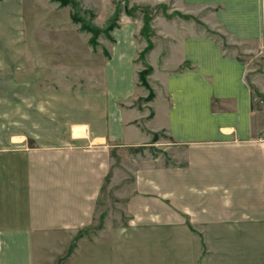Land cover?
Returning <instances> with one entry per match:
<instances>
[{"label":"crops","instance_id":"obj_1","mask_svg":"<svg viewBox=\"0 0 264 264\" xmlns=\"http://www.w3.org/2000/svg\"><path fill=\"white\" fill-rule=\"evenodd\" d=\"M127 1L164 6L144 55L161 70L140 104L147 42L127 19L96 86L42 88L56 80L27 66L45 50L26 45L24 0H0V264H264V0ZM154 133L168 159L112 168V147ZM107 180H125L123 223L104 214Z\"/></svg>","mask_w":264,"mask_h":264},{"label":"rangeland","instance_id":"obj_2","mask_svg":"<svg viewBox=\"0 0 264 264\" xmlns=\"http://www.w3.org/2000/svg\"><path fill=\"white\" fill-rule=\"evenodd\" d=\"M24 6L26 45L37 42L45 50L41 53L45 57L41 66L36 63L34 66L30 62H27V66L29 69L39 68L41 75L56 80V84L44 83L42 88L66 86L77 89L96 86L98 82L94 78L96 74L100 77L102 63L110 59L112 47L117 42L116 31L125 25L131 27L138 42H147L136 60L138 67L135 70L136 94L146 93L147 96L140 97L136 102H148L154 97L157 82L153 76L161 69L149 66L144 55L145 50L152 46L153 19L164 14V6L147 7L144 3L127 0H24ZM121 17L124 21L127 19L124 25ZM237 47L239 49L240 46ZM251 55L254 63H260V52ZM253 96L254 107L264 112V98L256 92ZM152 139L158 141L156 145L112 147V168L119 169L121 173H129V167L134 165L129 162L131 158L150 160L163 153L164 159H168V136L165 133H154ZM124 188L125 180L115 185L107 180L102 188L100 202L106 218L113 223H123L126 219L119 213V206L124 200L119 198L118 193ZM113 215L117 218H113ZM105 224L106 219L85 232L89 241L100 237Z\"/></svg>","mask_w":264,"mask_h":264}]
</instances>
